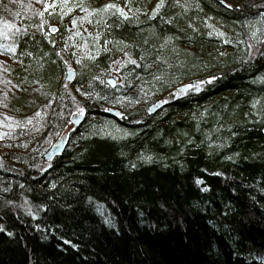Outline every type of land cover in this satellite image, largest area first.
Returning a JSON list of instances; mask_svg holds the SVG:
<instances>
[{
  "label": "trees",
  "instance_id": "trees-1",
  "mask_svg": "<svg viewBox=\"0 0 264 264\" xmlns=\"http://www.w3.org/2000/svg\"><path fill=\"white\" fill-rule=\"evenodd\" d=\"M182 1L110 18L121 46L83 68L47 0H0V67L46 94L0 128V264H264V0ZM108 119L127 135L92 132Z\"/></svg>",
  "mask_w": 264,
  "mask_h": 264
},
{
  "label": "rangeland",
  "instance_id": "rangeland-1",
  "mask_svg": "<svg viewBox=\"0 0 264 264\" xmlns=\"http://www.w3.org/2000/svg\"><path fill=\"white\" fill-rule=\"evenodd\" d=\"M163 2L158 0L144 7L136 2L133 3L131 0H108L105 2H99L98 0H47L43 15V30L48 41L57 40L61 37L51 34L48 27L52 23H56L59 26L65 24V31L62 34L68 37L71 42L72 40L75 42L76 53L73 57L81 64V67L85 68L93 64L101 55L121 46L122 42L113 38L102 40L104 26L110 18L127 17L136 20L138 16L151 11L150 9H158ZM182 2L186 7L190 6L187 1L183 0ZM108 5H114L115 7H107ZM9 20L11 18L8 8L0 9L1 48L10 44L12 28L8 27L10 25ZM208 22H211L208 24L212 28V33L222 36V32H218L217 26L210 20ZM4 58L8 60L9 56L4 55ZM113 66L114 69L111 74L117 75L118 71L116 69L121 66V62L120 64L114 63ZM5 68L0 67V128L9 130L13 127L16 109L28 110L36 102L43 100L46 94L38 90L37 87H32L27 95H24L16 88L15 81L11 79L12 75ZM187 85L189 84L184 83L181 86ZM171 97L173 95L169 96V98ZM163 99L158 103H161ZM151 108L152 111L155 109ZM97 124L99 128L96 125H93L92 128L90 127L93 133L113 137L127 135L126 132L117 126L113 119ZM70 127L74 128V125L72 124Z\"/></svg>",
  "mask_w": 264,
  "mask_h": 264
},
{
  "label": "water",
  "instance_id": "water-1",
  "mask_svg": "<svg viewBox=\"0 0 264 264\" xmlns=\"http://www.w3.org/2000/svg\"><path fill=\"white\" fill-rule=\"evenodd\" d=\"M49 31L52 34H57L59 31V26L57 24L53 23L49 26ZM74 74H75L74 70H69L68 77H67L68 81L72 80ZM118 79H119V76L114 74L108 78V82L110 83L111 86H115L119 81ZM109 113L111 115L117 117V116H119L120 111L117 109H111V110H109ZM85 118H86L85 112H77L70 117L71 121L77 127L84 122ZM263 131H264V129H263ZM66 146H67V138H66V136H63L58 142L53 144L47 150V152L44 155L45 159L51 160V159L57 157L58 155L64 153Z\"/></svg>",
  "mask_w": 264,
  "mask_h": 264
},
{
  "label": "snow or ice",
  "instance_id": "snow-or-ice-1",
  "mask_svg": "<svg viewBox=\"0 0 264 264\" xmlns=\"http://www.w3.org/2000/svg\"><path fill=\"white\" fill-rule=\"evenodd\" d=\"M163 2V0H162ZM107 7H115L114 5H108ZM122 11V10H121ZM9 235H11V233H9ZM70 243V242H69Z\"/></svg>",
  "mask_w": 264,
  "mask_h": 264
}]
</instances>
